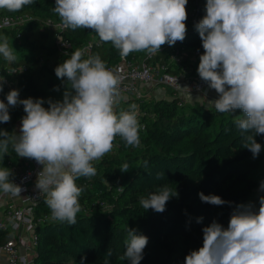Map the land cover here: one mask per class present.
<instances>
[{
    "label": "clouds",
    "instance_id": "clouds-1",
    "mask_svg": "<svg viewBox=\"0 0 264 264\" xmlns=\"http://www.w3.org/2000/svg\"><path fill=\"white\" fill-rule=\"evenodd\" d=\"M34 0H0V9L17 12ZM188 0H55L54 13L65 28L90 29L102 42H111L121 57L133 52L155 55L163 45L174 46L186 38ZM203 53L197 73L217 98L207 93L195 98L190 87H180L190 102L200 103L218 113L240 111L233 123L244 137L241 148L256 159L264 150L256 136L264 135V0H206L205 15L195 23ZM76 49L70 58L54 69L61 81L54 88L62 99L20 98L19 89H11L6 103L0 99V124L11 121L10 109L23 106L25 115L19 130L0 128V157L9 149L18 157L34 160L40 166L35 190L45 198L51 220L74 225L81 211L79 197L83 188L76 181L91 178L98 161L113 149L119 136L127 146L141 144L137 105L117 108L127 102L120 90L121 78L99 55L87 56ZM0 55L16 61L14 48L0 37ZM67 55V53H65ZM6 80L0 78V92ZM47 104V107H45ZM147 162H145V165ZM129 171V164L119 169ZM164 173H157L162 179ZM24 191L14 182V172L0 167V193L18 198ZM264 192V182L259 185ZM202 202L214 206L231 205L215 194L198 193ZM179 192L168 184L141 196L143 209L163 213L167 203ZM203 217L197 218V223ZM203 245L184 258V264H264V195L258 204L251 201L233 207L227 227L213 220L202 228ZM149 238L127 227L123 240L126 264H141ZM112 250L105 253L104 264ZM86 257H81L84 264Z\"/></svg>",
    "mask_w": 264,
    "mask_h": 264
},
{
    "label": "trees",
    "instance_id": "trees-1",
    "mask_svg": "<svg viewBox=\"0 0 264 264\" xmlns=\"http://www.w3.org/2000/svg\"><path fill=\"white\" fill-rule=\"evenodd\" d=\"M205 4L206 0H188L186 38L174 45L186 50L182 67L199 60L190 59L193 51L203 53L191 20V9L196 8L199 21L205 15ZM54 7L55 0H34L17 12L0 9V15L26 12L32 16L15 29L0 30V37H6L9 46L14 48L16 61L13 63L28 65L27 71L18 76L21 99L56 100L54 88L61 81L54 69L70 57L54 46V34L61 30L47 23V20L61 22ZM62 33L71 42L73 52L82 49L92 37L100 40L90 29L64 28ZM162 47L170 48L167 44ZM94 55H99L107 67L121 56L111 42L101 40L85 58ZM166 55L165 49L156 54L162 58ZM126 58L136 60L139 52L130 53ZM6 63L0 55V64ZM128 102H137L145 124L144 129H139L140 146H127L120 139L114 151L93 161L97 169L95 176L76 181L83 191L79 197L82 208L74 225L51 220L45 198L40 199L35 213L44 220L35 227L38 243L31 264H80L81 257H86L84 264H104L108 249L113 253L107 258L109 264H126L123 240L127 227L149 238L141 264H184L190 251L202 247L203 227L213 220L227 227L235 205L249 201L258 204V197L264 195L259 191L260 183L264 182V150L253 159L251 152L241 148L244 137L235 128V116L186 101L180 105L175 97H153L147 101L142 97ZM9 111L11 121L0 124V128L11 132L20 110L15 107ZM240 114L237 110L234 115ZM255 139L264 146V135ZM16 156L9 149L7 156L0 157V167L8 168L6 160L8 157L15 160ZM125 162L129 164V171L122 173L119 169ZM157 173H164V177L157 179ZM162 184L176 189L179 197L171 199L163 213L143 209L140 197ZM200 192L218 195L231 205L204 203L199 198ZM198 217H203L202 222L197 223ZM8 237L9 232L0 230V243Z\"/></svg>",
    "mask_w": 264,
    "mask_h": 264
},
{
    "label": "built area",
    "instance_id": "built-area-1",
    "mask_svg": "<svg viewBox=\"0 0 264 264\" xmlns=\"http://www.w3.org/2000/svg\"><path fill=\"white\" fill-rule=\"evenodd\" d=\"M191 10V20L195 24L198 21L196 8ZM31 19V14L26 12L1 14L0 30L5 28L15 29ZM47 23L52 27L61 29L54 34V46L70 57L73 53L71 42L62 33V29L65 28L62 22L54 23L47 20ZM99 43L98 38L92 37L85 42L82 49H86L85 54H88L92 46ZM164 49L167 51V55L163 58L157 57L156 54L148 55L147 53L136 60H129L120 56L116 63L108 67L121 78L120 90L122 95L127 98V102L122 103L118 110H127L129 105L132 104V102H128L129 100L142 98L145 90L141 87L145 84L161 85L169 88L171 95L168 98H177L180 105L185 101L183 97L185 93L181 92L180 87H190L192 93H197L207 86L199 78L198 67L195 68L197 63L182 67V57L186 53L183 46L162 47L161 51ZM199 56V50H195L190 59L196 61ZM27 69L28 65L25 62L0 64V78L4 77L6 80L3 92H0V99H3L5 103L7 102V93L11 89H19L18 76ZM135 104L138 107L137 102ZM17 108L20 111L16 115L13 130L18 131L20 120L25 113L21 105H18ZM136 111L140 129H144L145 124L141 120L138 108ZM120 139L119 136L116 137L112 151L118 146ZM6 164L14 172V182L21 184L24 191L18 198L0 193V230L9 232V237L0 243V254H4L3 264H31L38 243L35 227L44 220L42 215L35 213V208L43 197L37 194L35 190L36 173L40 170V166L34 160L18 156L15 160L8 157ZM102 205L104 208H108L107 204Z\"/></svg>",
    "mask_w": 264,
    "mask_h": 264
},
{
    "label": "crops",
    "instance_id": "crops-1",
    "mask_svg": "<svg viewBox=\"0 0 264 264\" xmlns=\"http://www.w3.org/2000/svg\"><path fill=\"white\" fill-rule=\"evenodd\" d=\"M183 84V83H182ZM144 96H147V98L154 97L157 94H159L161 97H169L171 95V91L169 88L161 86V85H146V88H144ZM169 90V91H168ZM203 93H207V98L208 99H215L217 98V93L215 90H211L206 86L202 91L197 92V93H192L193 98L202 95ZM183 97L186 102L194 105H200V103H195V99H193V102H190L188 99H186V93L183 94ZM4 263V254H0V264Z\"/></svg>",
    "mask_w": 264,
    "mask_h": 264
},
{
    "label": "rangeland",
    "instance_id": "rangeland-1",
    "mask_svg": "<svg viewBox=\"0 0 264 264\" xmlns=\"http://www.w3.org/2000/svg\"><path fill=\"white\" fill-rule=\"evenodd\" d=\"M145 53L146 52H139V58L141 57H143L144 55H145ZM197 63V65L195 66V68H197L198 67V64H199V60L196 62ZM144 88H146V84L145 85H143L142 87H141V89H144ZM63 88L62 89H60V91H55L56 92V100H59V99H62V94H63ZM169 91V90H168ZM160 94V93H159ZM159 94H157L156 96H154V98H158V99H161V98H163V97H161ZM143 98L144 99H146V101L147 100H150L151 98H153V97H150V98H147V96H143ZM138 108V110H139V107H137ZM231 114V113H230ZM235 114V113H234ZM233 114V115H234Z\"/></svg>",
    "mask_w": 264,
    "mask_h": 264
}]
</instances>
